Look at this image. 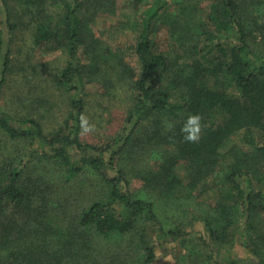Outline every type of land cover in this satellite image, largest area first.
Here are the masks:
<instances>
[{"label": "trees", "instance_id": "16d2710c", "mask_svg": "<svg viewBox=\"0 0 264 264\" xmlns=\"http://www.w3.org/2000/svg\"><path fill=\"white\" fill-rule=\"evenodd\" d=\"M201 1L176 0L174 12L167 0L131 1L144 25L137 72L92 28L117 0H0L10 34L27 28L35 47L64 55L53 86L70 96L57 129L46 126L48 100H37L40 117L6 111L13 36L0 28V264H154L159 245L186 240L199 221L207 264H247L219 259L238 239L249 264H264V0ZM103 69L127 95L117 96L125 126L92 144L82 138L87 87ZM241 132L253 151L228 147ZM209 191L215 204L190 212L188 197ZM174 203L180 220L166 226L160 209Z\"/></svg>", "mask_w": 264, "mask_h": 264}, {"label": "rangeland", "instance_id": "374dc122", "mask_svg": "<svg viewBox=\"0 0 264 264\" xmlns=\"http://www.w3.org/2000/svg\"><path fill=\"white\" fill-rule=\"evenodd\" d=\"M131 1L117 0V9L109 14H100L92 28L106 49H111L114 55L123 58L132 68L140 72L141 63L133 51L142 35L144 25L142 12H138ZM167 1L173 6L171 12L177 10V7H175L176 0ZM201 2L204 9H207L210 5L209 0H202ZM157 27H155V34L152 35V38L155 39L161 49H165L171 42L169 34L166 28ZM0 28L4 31L6 39H9L11 35L13 36L11 72L8 74V84L5 85V96L3 97L4 109L18 117H34V115L40 117L47 108L42 104V106H39L37 103L40 102L37 100H48L56 109L52 113L47 111V114H45V118H47L46 126L49 129L59 128L60 122L68 116L70 111V96L61 93L53 86V79L57 71L65 65L64 55L48 47H35L32 35L27 32V28L22 27L20 31L10 34L1 11ZM96 78L98 80L87 87L89 93L86 98L88 100L87 118L82 133L83 141L92 144L106 142L110 137L117 135L119 131L123 130L126 117L125 107L123 106L125 101L122 99L127 96L126 93L120 91V94L117 95L111 91V85L106 82L108 80L107 70L103 69ZM117 96L122 98L118 99ZM53 105L50 109L53 108ZM96 118H99L100 124ZM2 138L0 134V141H2ZM249 140V135L246 132H241L233 138L228 147L235 144L253 151L254 144ZM157 158L153 157L151 159L150 166L153 169L159 164ZM181 173L184 177V183L187 185L186 172L181 171ZM130 178L132 179V176ZM132 183L136 191L142 190L144 184L138 178H135ZM197 195H199V192ZM188 198L193 199L194 205L189 207V211H197L198 214H201L203 210L207 209L208 204H215L217 193L209 191L200 195V197L194 195ZM179 205L182 204L179 203ZM181 210V208L176 207L175 203L171 208L165 205L164 210L160 209L165 225L169 226L179 221ZM195 223L189 227L188 230L193 234L188 236L186 240L177 243H163L162 247L159 245L158 257L154 264H207L209 252L203 239L205 236V240H207L208 236L204 233L203 223L200 221ZM203 234V239H201ZM234 244L230 250H222L218 254L219 259L238 260L247 264H249V260H252L256 263L255 259L248 253L242 240L238 239ZM210 260V264H215L212 259Z\"/></svg>", "mask_w": 264, "mask_h": 264}]
</instances>
